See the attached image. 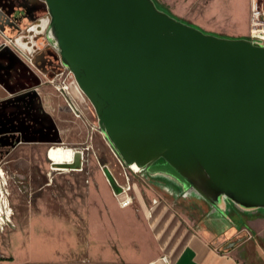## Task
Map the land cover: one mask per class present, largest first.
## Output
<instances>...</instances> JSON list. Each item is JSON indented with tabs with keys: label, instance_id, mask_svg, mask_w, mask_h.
<instances>
[{
	"label": "water",
	"instance_id": "obj_1",
	"mask_svg": "<svg viewBox=\"0 0 264 264\" xmlns=\"http://www.w3.org/2000/svg\"><path fill=\"white\" fill-rule=\"evenodd\" d=\"M9 1L0 0V29L11 25L17 32ZM25 2L33 11L43 8L38 0ZM44 2L48 15L37 24L127 163L201 200L202 219L218 233L231 225L223 203L264 210V42L203 32L152 0ZM21 36H14L18 45ZM74 96L84 101L77 91ZM93 135L105 142L92 131L98 161L116 174L101 160ZM81 162L76 151L64 166Z\"/></svg>",
	"mask_w": 264,
	"mask_h": 264
},
{
	"label": "rangeland",
	"instance_id": "obj_2",
	"mask_svg": "<svg viewBox=\"0 0 264 264\" xmlns=\"http://www.w3.org/2000/svg\"><path fill=\"white\" fill-rule=\"evenodd\" d=\"M12 1L18 3V0ZM152 1L160 11L203 32L249 37L250 0ZM80 106L91 112L87 100ZM87 118L93 120L95 115ZM93 137L101 160L118 174L120 166L114 157L115 149L107 140L103 139L102 145ZM59 142L62 141L24 140L8 152L5 149L9 148L3 149L0 202L5 205L6 200L8 219H3L5 214L0 210V258L103 264L112 261L111 255L116 249L114 239H118L117 245H128L126 252L131 257L142 258L147 250L141 239L136 246L130 244L132 211L129 207H117L92 147L83 150L78 169H59L46 157L47 149ZM134 180L146 194L143 186L150 184L146 176L139 174ZM177 204L183 207L180 202Z\"/></svg>",
	"mask_w": 264,
	"mask_h": 264
},
{
	"label": "crops",
	"instance_id": "obj_3",
	"mask_svg": "<svg viewBox=\"0 0 264 264\" xmlns=\"http://www.w3.org/2000/svg\"><path fill=\"white\" fill-rule=\"evenodd\" d=\"M43 12V8H39L34 10L33 15L39 17ZM14 18L15 25L20 29L33 24V19L21 16L18 9ZM3 30L10 33L14 28L9 25ZM2 41L0 33V148H9L8 152L24 140L40 143L84 142L89 135L84 119L75 116L63 96L42 83L40 73ZM18 43L28 51L34 47L36 40L27 34ZM48 58L46 51L36 56L39 69L47 64ZM83 114L93 117L90 111L83 110ZM98 136L103 138L99 132ZM10 142L12 145H9ZM101 175L116 199L117 207H129L132 211L130 244L136 246L141 239L147 250L142 258L131 257L126 252L128 245H117L118 239L113 238L116 249H113L112 261L103 264H264L263 209H243L233 202L223 203L222 208L233 227L218 233L207 220L202 219L206 210L204 203L191 196L177 194L172 182L162 183L146 177L150 184H144L146 194H143L134 180L136 175H132L129 192L132 200L128 205L121 206L119 200L122 196L113 192L102 168ZM179 202L183 207L178 206ZM247 232L249 236H246ZM231 240L235 243L225 247ZM162 256L166 257L167 263ZM0 264L62 263L59 260L13 257L0 259Z\"/></svg>",
	"mask_w": 264,
	"mask_h": 264
},
{
	"label": "built area",
	"instance_id": "obj_4",
	"mask_svg": "<svg viewBox=\"0 0 264 264\" xmlns=\"http://www.w3.org/2000/svg\"><path fill=\"white\" fill-rule=\"evenodd\" d=\"M38 1L41 4H43V11H44L43 15L45 16L48 15L44 0H38ZM249 23H250V27H249L248 38L264 42V0H250ZM0 33L3 38V41L1 43L14 48V50L17 51L21 59L28 66L32 67L33 69L37 70L40 73L42 83L49 84L51 87H53L54 90L59 92L63 96L65 102L68 104L74 115L84 119V121L87 123L89 135L87 137V141L85 142V144L70 145L69 147L73 148L75 151H80L82 157L83 150L91 146L90 144L91 133L94 130L101 133L102 137L106 141L107 138L101 132L97 116L90 103L89 105L91 108V112L93 113V115H95V118L93 120H89L83 114V110L80 106L82 100H80L81 98L78 99L77 97H75L74 92L77 91L83 97L84 101H86L87 99L84 96L78 84L76 83V80L73 75V71L62 61L58 48L53 43L47 40L45 34L43 33L44 38L42 45L43 47L50 49L51 53L54 54L57 62L56 68L51 71L39 69L38 68L39 66L36 65L34 54H36L39 50L36 49L32 54H28L26 50L22 49L21 46H19L17 43L14 42L15 34H9L5 32L3 29H0ZM59 143L64 144L65 142H59ZM113 153H114V157L117 160V163L120 166V170L118 171V176L112 172V170L107 164H101V168L105 176L107 177V180L111 185L113 192L116 195L122 196L119 200L120 205L125 206L128 205L132 200V196L129 193L131 188V177L132 175L142 174V172L140 167L135 162H133V164L127 163L115 150ZM0 178L3 179L1 171H0ZM5 204H6V200H5ZM247 233L249 234V232ZM162 260L165 263H167V259L165 256H162Z\"/></svg>",
	"mask_w": 264,
	"mask_h": 264
},
{
	"label": "flooded vegetation",
	"instance_id": "obj_5",
	"mask_svg": "<svg viewBox=\"0 0 264 264\" xmlns=\"http://www.w3.org/2000/svg\"><path fill=\"white\" fill-rule=\"evenodd\" d=\"M9 2H12V7H11V10H10V15H11V17L13 19H15L14 18V13H16V10L17 9H18V11H20L21 16H24L26 18H27L28 15L34 17V15H33V13H34L33 9H28L27 4H26L27 2H25V0L24 1L18 0V3L17 2L14 3L12 0H10ZM29 5L32 6L33 4L32 3H29ZM42 16H44V15L41 14L39 17H42ZM37 18L38 17H34L33 18V20H32L33 21L32 22L33 24L32 25H30V26L27 25L23 29H19V31H17V32H21L22 33L21 38L25 37L27 34H31V36L36 40V44H34V45H37L38 46L37 50H43L41 52H38L37 54L43 53L44 51H46V52L49 53V58H48L47 64L42 68V70L51 71V70H54L56 68L57 62H56V59H55L54 54L51 53L50 49H47V48L43 47V45H40L39 44L40 42H43L42 37H43V33H44V28H41V22L40 21L38 22L40 24H37V20H36ZM6 26L7 25H3V29ZM7 27H9V25ZM17 32H15V30H14V31L10 32L9 34H15L16 35ZM53 145H63V146H65L64 144H60V143L53 144ZM3 149H5V148L4 147H1L0 148V156L3 153H5L6 150H7V149H5V152H4ZM232 227L233 226H231V225L229 226V228H231V229H232Z\"/></svg>",
	"mask_w": 264,
	"mask_h": 264
},
{
	"label": "bare ground",
	"instance_id": "obj_6",
	"mask_svg": "<svg viewBox=\"0 0 264 264\" xmlns=\"http://www.w3.org/2000/svg\"><path fill=\"white\" fill-rule=\"evenodd\" d=\"M75 152L76 151L73 148H70L67 146H58L57 145V146H52L51 148L47 149L46 157L48 159H50L51 162L55 163V165H56L55 168L72 169V168H67L64 165L68 162H71ZM132 164H133V162H132ZM0 207H1L0 210L2 211V213L5 214V217L3 219L7 220L8 217H7V206H6V204L3 205V202L2 203L0 202Z\"/></svg>",
	"mask_w": 264,
	"mask_h": 264
},
{
	"label": "trees",
	"instance_id": "obj_7",
	"mask_svg": "<svg viewBox=\"0 0 264 264\" xmlns=\"http://www.w3.org/2000/svg\"><path fill=\"white\" fill-rule=\"evenodd\" d=\"M0 259H2V258H0Z\"/></svg>",
	"mask_w": 264,
	"mask_h": 264
}]
</instances>
